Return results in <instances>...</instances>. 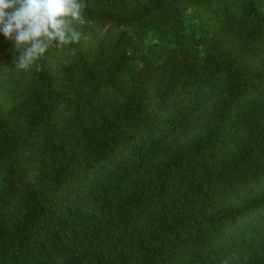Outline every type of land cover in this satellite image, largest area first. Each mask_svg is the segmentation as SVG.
Listing matches in <instances>:
<instances>
[{"label":"trees","instance_id":"16d2710c","mask_svg":"<svg viewBox=\"0 0 264 264\" xmlns=\"http://www.w3.org/2000/svg\"><path fill=\"white\" fill-rule=\"evenodd\" d=\"M86 3L0 34V264H264V0Z\"/></svg>","mask_w":264,"mask_h":264},{"label":"clouds","instance_id":"9594fccd","mask_svg":"<svg viewBox=\"0 0 264 264\" xmlns=\"http://www.w3.org/2000/svg\"><path fill=\"white\" fill-rule=\"evenodd\" d=\"M86 0H0V34L11 42L15 66L27 70L54 45L78 43Z\"/></svg>","mask_w":264,"mask_h":264}]
</instances>
